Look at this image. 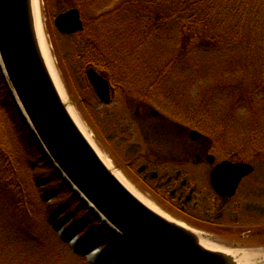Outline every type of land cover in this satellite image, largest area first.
I'll return each mask as SVG.
<instances>
[{
	"label": "rangeland",
	"instance_id": "1",
	"mask_svg": "<svg viewBox=\"0 0 264 264\" xmlns=\"http://www.w3.org/2000/svg\"><path fill=\"white\" fill-rule=\"evenodd\" d=\"M73 1L82 6L78 9L87 32L60 33L54 18L74 6H66L65 0H41L45 35L66 101L113 166L101 133L105 125H112V121L103 117L105 109L116 106L102 105L95 97L85 74L88 60L98 61L101 67H95L96 70L101 73L110 70L116 83L128 85L135 93L153 85L155 108L164 115L170 114L181 128L202 133L212 144L217 161L248 162L259 170L263 163L258 153L264 140V94L256 96L262 102L253 109L247 103L234 107L237 84L250 74L240 60L237 62L228 51L178 53L180 39L172 29L141 40L146 32L138 25V8L109 14L123 0ZM135 93L133 99L140 100ZM0 143L9 152L17 171L12 177V187L0 180V264H90L84 250L88 243L98 244L102 240V236L96 240L92 237L100 233L99 226L86 222L65 188L24 147L2 103L1 89ZM125 147L121 145L117 152H124ZM136 190L169 217L205 231L194 220L161 207ZM214 237L228 249L234 245L250 246L243 239L221 234ZM71 239H77L76 243H71ZM108 243L100 247L106 263L145 264L129 248L113 250V239Z\"/></svg>",
	"mask_w": 264,
	"mask_h": 264
},
{
	"label": "water",
	"instance_id": "2",
	"mask_svg": "<svg viewBox=\"0 0 264 264\" xmlns=\"http://www.w3.org/2000/svg\"><path fill=\"white\" fill-rule=\"evenodd\" d=\"M54 25L63 34L85 29L76 7L57 15ZM0 67L17 107L53 166L97 217L141 255L154 264H247L233 254L204 247L201 238L223 243L212 233L150 208L104 163L98 151L102 152L78 127L52 78L36 31L33 0H0ZM86 74L101 102L109 103L108 81L94 68ZM192 136L199 133L193 131ZM252 171L247 162L224 160L213 170V186L217 190L226 186L224 194L232 195ZM95 248L99 246L93 244L89 252ZM231 249L264 248L234 245Z\"/></svg>",
	"mask_w": 264,
	"mask_h": 264
},
{
	"label": "flooded vegetation",
	"instance_id": "3",
	"mask_svg": "<svg viewBox=\"0 0 264 264\" xmlns=\"http://www.w3.org/2000/svg\"><path fill=\"white\" fill-rule=\"evenodd\" d=\"M89 68L96 70L91 64L86 71ZM96 71L108 81L110 101L101 102L86 74L95 97L102 105L116 106L103 113L112 125H105L102 142L124 178L161 207L194 220L205 231L264 248V140L258 153L263 161L259 170L249 163L253 171L242 178L234 194H224L227 187L217 190L212 173L229 159L217 161L212 144L202 133L181 128L169 113L158 111L151 94L153 85L135 93L128 85L116 83L110 70L106 74ZM134 93L140 100L133 99ZM193 131L199 136H192ZM121 145L126 147L120 153Z\"/></svg>",
	"mask_w": 264,
	"mask_h": 264
},
{
	"label": "trees",
	"instance_id": "4",
	"mask_svg": "<svg viewBox=\"0 0 264 264\" xmlns=\"http://www.w3.org/2000/svg\"><path fill=\"white\" fill-rule=\"evenodd\" d=\"M65 2L66 6L70 4L71 7L82 8L78 1L65 0ZM57 4L59 6V3ZM134 8L139 9L140 15L136 16L138 25L143 27V33L146 32L141 40L155 37L166 29H172L179 35L178 53H189L194 50L228 51L231 53L230 56L236 57L237 62L240 60L243 69L250 73L246 76L248 83L247 78H242L237 84L238 95L234 107L247 103L253 109L262 102L260 98L256 100V96L259 93L264 94V0H123L109 14L122 10L134 11ZM132 11H130L131 16ZM87 30L88 27H85L79 34H84ZM87 64L101 67L98 61L88 60ZM0 89L8 118L24 147L41 162L50 177L54 178L59 186L65 188L86 222L99 226L100 233H94L92 236L95 240L98 236H102L98 245L102 248L109 245L108 242L113 239V250L129 248L143 263L154 264L105 225L59 174L17 107L1 67ZM16 172L15 163L11 160L9 152L0 143V180L12 187V177Z\"/></svg>",
	"mask_w": 264,
	"mask_h": 264
},
{
	"label": "bare ground",
	"instance_id": "5",
	"mask_svg": "<svg viewBox=\"0 0 264 264\" xmlns=\"http://www.w3.org/2000/svg\"><path fill=\"white\" fill-rule=\"evenodd\" d=\"M34 3V18H35V24H36V31L38 34L39 42L42 48L43 55L46 59V63L48 65L49 71L52 75V78L60 91V94L64 101H66L65 94L63 92V85L59 76V73L56 69V66L53 62V58L50 52V47L46 39L45 35V29H44V23H43V17H42V12H41V7L40 3L41 0H33ZM68 105V110L78 125V127L81 129V131L84 133V135L87 137V139L93 144L92 138L87 132L86 128L82 124L81 120L77 116L76 112L74 109L70 106V104L67 102ZM101 159L104 161V163L111 169L113 170L114 174L118 177V179L132 192L134 193L142 202H144L146 205H148L150 208L153 210L159 212L162 214V212L151 202L149 201L146 197H144L142 194H140L136 189L124 178V176L120 173L119 170L114 169L112 163L110 160L100 153L98 151ZM201 238V237H200ZM77 239H71V243H76ZM201 244L212 250H218V251H223L226 254H233L236 256L240 262H245L247 264H264V251L259 250V249H228L225 248L217 243H214L208 239H200ZM92 244L88 243L85 247V255L87 256L89 263L90 264H108L106 263V259L101 255V250L100 248H95L94 250L90 251V247ZM88 252V253H87Z\"/></svg>",
	"mask_w": 264,
	"mask_h": 264
}]
</instances>
